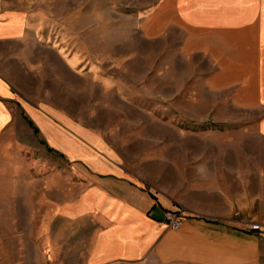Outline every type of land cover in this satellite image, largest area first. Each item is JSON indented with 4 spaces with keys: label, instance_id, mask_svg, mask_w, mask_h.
I'll return each instance as SVG.
<instances>
[{
    "label": "rangeland",
    "instance_id": "374dc122",
    "mask_svg": "<svg viewBox=\"0 0 264 264\" xmlns=\"http://www.w3.org/2000/svg\"><path fill=\"white\" fill-rule=\"evenodd\" d=\"M163 1L5 0L9 11L29 15V34L41 43H26L32 58L23 72L20 61L0 60L1 68L17 83L22 103L40 107L58 135L50 138L26 112L24 137L0 152V264H80L86 236L79 227L96 224L67 218L64 207L96 171L71 159L76 155L109 151L110 160L134 170L132 160L146 151L154 158L161 147L209 153L234 140L244 141V164L264 169V141L245 133L254 125L245 118L264 107H232L235 91L212 82L219 63L187 52L185 32L168 17L191 23V13L207 20L219 12L191 8L197 0L187 3L188 12L161 8ZM38 14L46 26L34 27ZM220 61L224 76L236 72L231 60ZM254 189L264 198V186ZM250 223L245 232H252ZM261 225L255 234L264 238ZM261 253L257 264H264V247Z\"/></svg>",
    "mask_w": 264,
    "mask_h": 264
},
{
    "label": "crops",
    "instance_id": "0c3cea01",
    "mask_svg": "<svg viewBox=\"0 0 264 264\" xmlns=\"http://www.w3.org/2000/svg\"><path fill=\"white\" fill-rule=\"evenodd\" d=\"M188 2L165 0L161 8L176 5L177 10L188 12ZM5 5V0H0V48L4 49L0 60L20 61L23 72L25 60L32 58L26 43L39 46L41 41L29 34V15L11 12ZM201 7L219 14L206 20L191 13V23L168 15L174 17L170 24L185 32L184 49L219 63L212 82L216 89L235 91L232 107L263 108L264 0H197L191 8ZM33 19L35 28L46 26L39 14ZM17 20L21 25H16ZM236 54L242 60L238 61ZM220 60H231L236 72L224 76L227 70ZM2 64L5 61L0 63V152L24 137L26 112L50 138L58 135L56 124L40 107L22 103L17 83ZM245 119L254 124L245 133L264 141V113ZM238 128H242L239 131L244 139V125ZM59 135L72 142L65 134ZM208 151L161 147L156 158L146 151L132 160L137 164L134 170L127 169L120 159L110 160L109 151L102 157L93 152L92 158L72 157L68 151L71 159L96 171L80 198L64 207L67 218L96 224L79 227L86 236L79 248L80 264L261 262L264 238L255 234L257 231L245 232L244 222L264 224V198L254 189L264 186L263 165L244 164V141L231 140ZM173 209L183 211L178 229L170 228L166 221Z\"/></svg>",
    "mask_w": 264,
    "mask_h": 264
},
{
    "label": "built area",
    "instance_id": "2783aa9c",
    "mask_svg": "<svg viewBox=\"0 0 264 264\" xmlns=\"http://www.w3.org/2000/svg\"><path fill=\"white\" fill-rule=\"evenodd\" d=\"M183 218V211L181 209L170 210L166 215V221L168 223V226L173 229L180 228L183 222ZM248 227L251 231H260L263 229L262 225L258 223H250Z\"/></svg>",
    "mask_w": 264,
    "mask_h": 264
},
{
    "label": "bare ground",
    "instance_id": "6f19581e",
    "mask_svg": "<svg viewBox=\"0 0 264 264\" xmlns=\"http://www.w3.org/2000/svg\"><path fill=\"white\" fill-rule=\"evenodd\" d=\"M181 227V226H180ZM173 229V228H172Z\"/></svg>",
    "mask_w": 264,
    "mask_h": 264
}]
</instances>
